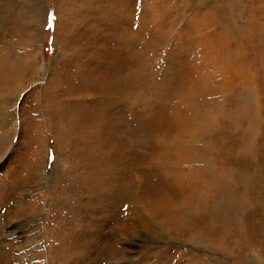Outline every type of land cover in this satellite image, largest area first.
I'll list each match as a JSON object with an SVG mask.
<instances>
[{"label": "rangeland", "instance_id": "rangeland-1", "mask_svg": "<svg viewBox=\"0 0 264 264\" xmlns=\"http://www.w3.org/2000/svg\"><path fill=\"white\" fill-rule=\"evenodd\" d=\"M262 163L264 0H0V264H264Z\"/></svg>", "mask_w": 264, "mask_h": 264}, {"label": "bare ground", "instance_id": "bare-ground-1", "mask_svg": "<svg viewBox=\"0 0 264 264\" xmlns=\"http://www.w3.org/2000/svg\"><path fill=\"white\" fill-rule=\"evenodd\" d=\"M125 40V39H124ZM124 42V41H123ZM122 44H124V43H122ZM120 46V45H119ZM122 47V46H121ZM121 47H118L119 49H121ZM123 48V47H122ZM125 48H127V47H125ZM124 48V49H125ZM122 51V50H121ZM123 52V51H122ZM125 53H126V51H124ZM123 52V53H124ZM127 60V59H126ZM124 62V61H123ZM119 64V63H118ZM123 67V66H122ZM65 71V70H64ZM114 73V72H113ZM107 74V73H106ZM111 74V73H110ZM62 75V74H61ZM102 75H105V74H101V76ZM113 75V74H112ZM116 76V75H115ZM105 77V76H104ZM96 79V78H95ZM83 80V79H82ZM115 80V79H114ZM123 80V79H122ZM84 81V80H83ZM121 81V80H120ZM99 82V81H98ZM111 82V81H110ZM116 82H118V81H116ZM121 82H123V81H121ZM97 83V82H96ZM101 83V82H100ZM132 84V83H131ZM125 85V84H124ZM96 86H99V84L98 85H96ZM119 87V86H118ZM122 87H124V86H122ZM118 89H120V88H118ZM114 92V91H113ZM109 105V104H108ZM102 107V106H101ZM93 113V112H92ZM100 114H102V113H100ZM101 116V115H100ZM105 117V116H104ZM92 118H93V116H92ZM89 119V118H88ZM92 122V121H91ZM98 122V121H97ZM98 125V124H97ZM262 132V131H261ZM262 164H264V163H262ZM261 166V165H260ZM261 174H262V172H261ZM262 176V175H261ZM260 177V176H259ZM260 183L261 182H259V185H260ZM263 184V183H262ZM264 186V185H263ZM258 187V186H257ZM263 188V187H262ZM257 189V188H256ZM264 191V190H263ZM264 195V194H263ZM262 199H264V198H262ZM259 201H260V199H258ZM257 203V202H256ZM260 203V202H259ZM260 204H263V203H260ZM259 206V205H258ZM260 208H261V206H260ZM263 210V209H262ZM264 211V210H263ZM262 211V212H263ZM262 214V213H261ZM260 216H262V215H260ZM261 218V217H260ZM263 226V225H262ZM260 231V230H259ZM263 231V230H262Z\"/></svg>", "mask_w": 264, "mask_h": 264}]
</instances>
